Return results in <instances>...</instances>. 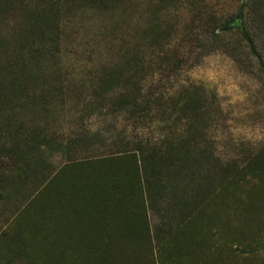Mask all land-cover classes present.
Listing matches in <instances>:
<instances>
[{
	"label": "rangeland",
	"instance_id": "obj_1",
	"mask_svg": "<svg viewBox=\"0 0 264 264\" xmlns=\"http://www.w3.org/2000/svg\"><path fill=\"white\" fill-rule=\"evenodd\" d=\"M0 264H264V0H0Z\"/></svg>",
	"mask_w": 264,
	"mask_h": 264
},
{
	"label": "trees",
	"instance_id": "obj_2",
	"mask_svg": "<svg viewBox=\"0 0 264 264\" xmlns=\"http://www.w3.org/2000/svg\"><path fill=\"white\" fill-rule=\"evenodd\" d=\"M128 102H129V103H127V104L125 105V107H126V106H127V107H131V110H133V113L136 112V110H137V106H138V105H134V102H136V100H132V101L130 102V99H129ZM133 113H132V114H133ZM134 114H135V113H134ZM139 116H140V115L137 114V117H139ZM7 161L10 162V161H11V158H8Z\"/></svg>",
	"mask_w": 264,
	"mask_h": 264
}]
</instances>
